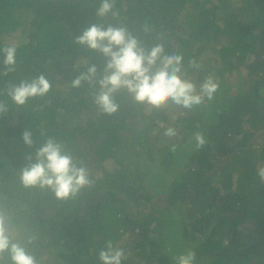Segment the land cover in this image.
<instances>
[{"label": "trees", "instance_id": "16d2710c", "mask_svg": "<svg viewBox=\"0 0 264 264\" xmlns=\"http://www.w3.org/2000/svg\"><path fill=\"white\" fill-rule=\"evenodd\" d=\"M99 0H0V47L16 43L15 72L0 90L44 73L45 97L0 114V207L41 264H101L111 239L123 264H175L187 248L196 264H264V0H117L130 31L147 23L145 45L162 36L166 50L202 64L189 75L220 82L214 100L191 111L149 109L118 94L120 111L99 113L87 84L66 88L85 63L105 58L75 44L92 23ZM0 52V72L3 70ZM165 126H178L171 140ZM31 130L34 144L22 140ZM55 136L91 170L95 182L71 200L25 188L18 172L45 136ZM206 144L195 149L194 133ZM263 136L255 141L256 134ZM259 137V136H258ZM176 143L175 151L170 144ZM177 238V241L174 240Z\"/></svg>", "mask_w": 264, "mask_h": 264}, {"label": "clouds", "instance_id": "9594fccd", "mask_svg": "<svg viewBox=\"0 0 264 264\" xmlns=\"http://www.w3.org/2000/svg\"><path fill=\"white\" fill-rule=\"evenodd\" d=\"M117 0H99L96 16L103 23H92L74 43L97 51L105 58V65L98 70L96 64L85 63L81 71L66 88L77 89L87 84L92 102L99 113L112 116L120 111L118 94H125L137 105L149 109L161 110L169 106L191 111L206 102H211L219 91L220 82L214 75H207L197 83L189 75V69L199 70L202 64L195 58L188 60L182 53L166 50L162 36L155 43L145 45L141 33L147 34L151 28L145 23L135 33L130 31L123 21L116 25L109 23L112 18H119ZM16 43L0 47L3 53V70L0 75L15 72L18 64ZM53 82L44 74L30 79H21L6 89L0 90V96L7 98L16 106H24L30 99L45 97L52 89ZM9 109L8 100L0 99V114ZM162 136L171 140L179 135L178 126L163 123ZM45 136L44 132L40 133ZM195 149L206 144L202 132L194 133ZM22 140L31 147L34 144L31 130H24ZM175 151L176 143L170 144ZM27 163L19 169L18 179L25 188H39L50 191L57 200L75 199L86 186L94 184L91 170L83 160H78L66 147L65 142L55 136H45L35 149L34 156L25 157ZM257 175L264 181V167L257 170ZM36 235L19 238L18 230L12 222L9 211L0 207V264H41L37 256L29 251L28 245L34 244ZM127 254L109 239L99 250L101 264H123ZM175 264H196V252L187 248L173 257Z\"/></svg>", "mask_w": 264, "mask_h": 264}, {"label": "rangeland", "instance_id": "374dc122", "mask_svg": "<svg viewBox=\"0 0 264 264\" xmlns=\"http://www.w3.org/2000/svg\"><path fill=\"white\" fill-rule=\"evenodd\" d=\"M260 135H261L260 133L256 134L257 138L255 139V141H260V140H262L263 136H260ZM258 136H259V137H258ZM174 241L176 242V241H177V238H176Z\"/></svg>", "mask_w": 264, "mask_h": 264}]
</instances>
